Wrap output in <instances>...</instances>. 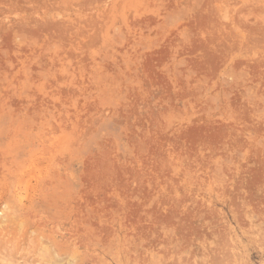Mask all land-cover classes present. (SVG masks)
<instances>
[{"label": "rangeland", "instance_id": "1", "mask_svg": "<svg viewBox=\"0 0 264 264\" xmlns=\"http://www.w3.org/2000/svg\"><path fill=\"white\" fill-rule=\"evenodd\" d=\"M0 264H264V0H0Z\"/></svg>", "mask_w": 264, "mask_h": 264}]
</instances>
